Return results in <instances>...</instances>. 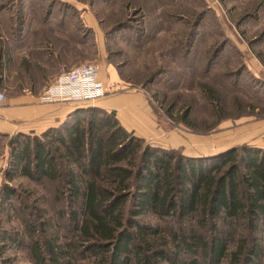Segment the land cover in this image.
Masks as SVG:
<instances>
[{"label": "trees", "instance_id": "16d2710c", "mask_svg": "<svg viewBox=\"0 0 264 264\" xmlns=\"http://www.w3.org/2000/svg\"><path fill=\"white\" fill-rule=\"evenodd\" d=\"M11 22L0 26V75L17 36L11 29L24 27V17ZM201 92L223 110L215 86L202 82ZM174 104L166 103V117L194 131L191 107L172 119ZM245 107L237 105L253 106ZM41 135L0 133L10 148L0 211L25 216L21 233L2 228L0 258L14 245L28 249L34 264H264V147L243 143L188 156L147 143L97 106H79ZM19 176L56 185L68 210L36 213L32 193L10 184Z\"/></svg>", "mask_w": 264, "mask_h": 264}, {"label": "rangeland", "instance_id": "374dc122", "mask_svg": "<svg viewBox=\"0 0 264 264\" xmlns=\"http://www.w3.org/2000/svg\"><path fill=\"white\" fill-rule=\"evenodd\" d=\"M48 9L50 24L62 22L69 36L75 32L80 43L84 42L80 50L90 57L86 62L115 68L128 87L147 92L159 113L164 114L168 100L175 101L172 119L190 106L194 132L213 137L220 126L216 125L219 116L225 114L224 125L233 126L239 115L245 116L249 103L251 112L264 120V74L248 64L250 57L264 60V0H0V20L4 21L0 26L4 27L8 17L13 24L18 15L24 17V26L37 25ZM33 12L42 14L38 21L32 18ZM185 38L188 45L182 43ZM219 46L222 50L214 57ZM202 82L216 87L223 110L214 109L204 98ZM163 96L168 100L163 101ZM242 102L246 110L237 108ZM78 104L89 107L94 103ZM42 132L30 135L42 136ZM7 141L0 136V185L6 182ZM10 184L19 192L32 193L34 201L29 203L36 213L45 210L54 215L59 209L68 210V201L63 199L61 204L56 185L48 181L19 176ZM21 215L0 211V237L3 229L9 233L24 230ZM3 258L10 264H34L28 249L14 245Z\"/></svg>", "mask_w": 264, "mask_h": 264}, {"label": "crops", "instance_id": "0c3cea01", "mask_svg": "<svg viewBox=\"0 0 264 264\" xmlns=\"http://www.w3.org/2000/svg\"><path fill=\"white\" fill-rule=\"evenodd\" d=\"M37 14L34 13L32 18L37 20ZM87 19L89 24L93 23L91 18ZM11 31L17 36L9 46L10 64L0 75V90L5 94L0 105V133L8 136L18 132L36 133L58 126L79 104L42 103L39 98L62 68L88 61L90 57L80 50V44L84 42L80 43L75 32L74 36H69L62 22L50 24V17L37 22V25L13 28ZM4 32V28L0 27V34L4 35ZM2 39L4 37L1 36ZM248 64L254 72L264 74V60L254 56L249 58ZM98 79L107 94L93 102V106L113 112L125 129L147 143L180 149L188 156L214 154L236 143L264 147V120L256 117L257 114L250 109L245 116L239 115L233 126L224 125L225 119H221L216 123L217 127L220 125L217 132L210 137L205 132L196 133L185 125L175 127L176 123L155 109L147 92L128 87L115 68L101 64Z\"/></svg>", "mask_w": 264, "mask_h": 264}, {"label": "built area", "instance_id": "2783aa9c", "mask_svg": "<svg viewBox=\"0 0 264 264\" xmlns=\"http://www.w3.org/2000/svg\"><path fill=\"white\" fill-rule=\"evenodd\" d=\"M100 65L95 62H83L71 68H62L54 81L46 86L39 100L51 102H94L103 98L107 92L98 79ZM5 94L0 90V105Z\"/></svg>", "mask_w": 264, "mask_h": 264}]
</instances>
